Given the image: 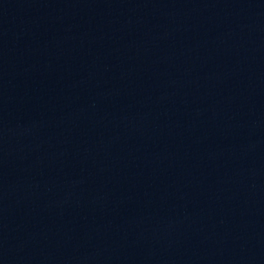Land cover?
Listing matches in <instances>:
<instances>
[{"label": "water", "instance_id": "95a60500", "mask_svg": "<svg viewBox=\"0 0 264 264\" xmlns=\"http://www.w3.org/2000/svg\"><path fill=\"white\" fill-rule=\"evenodd\" d=\"M0 264H264V0H0Z\"/></svg>", "mask_w": 264, "mask_h": 264}]
</instances>
